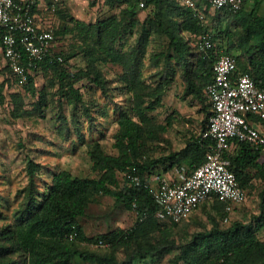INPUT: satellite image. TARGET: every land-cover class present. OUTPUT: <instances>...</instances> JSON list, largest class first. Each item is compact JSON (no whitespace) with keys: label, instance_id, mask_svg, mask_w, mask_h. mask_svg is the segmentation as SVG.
Returning a JSON list of instances; mask_svg holds the SVG:
<instances>
[{"label":"trees","instance_id":"trees-1","mask_svg":"<svg viewBox=\"0 0 264 264\" xmlns=\"http://www.w3.org/2000/svg\"><path fill=\"white\" fill-rule=\"evenodd\" d=\"M89 1L93 7L98 2ZM140 1L104 0L103 7L125 4L121 16L112 14L94 22L75 19V27L82 34L85 32L80 49H55V54L62 55L63 60L47 57L34 69L55 71L58 93L70 100L74 98L83 102L77 82L91 78L106 90V79L96 61L110 59L118 62L125 68L120 78L132 94L131 113L123 110L117 115L119 128L114 143L117 152H106L99 140L92 142L89 155L93 170L101 173L99 177L79 176L70 169L60 168L54 171L50 181L41 179L40 184L38 178L44 175L43 169L49 170V167L29 159L26 165L28 182L19 189L17 203L7 200L8 209L16 207L13 219L0 226V264H73L76 257L96 264H131L133 257L165 255L176 246L171 236L173 227L180 222L155 216L157 204L144 185L145 175L159 163L165 164L166 170L186 164L189 167L187 171H191L205 161L212 139L203 137L202 133L207 128L212 105L209 101L210 109L205 108L208 121L202 133L191 135L185 147L162 157H152L147 150L152 113L163 103L164 94L172 86L179 70L185 82L184 96L206 95L205 86L213 79L214 63L221 51L234 54L233 50H239V54H235L239 69L250 72L256 84L264 89V18L255 19L256 27L262 31L261 37H243L234 31L235 37H224L227 48L220 51L212 49L205 56L197 47L196 39L207 31L213 33L214 41L221 38L209 29V22L220 17L221 9H217L214 16L207 11L206 19H202L194 9L181 5L177 0H145L144 7H140ZM65 8V2L60 0L54 16L62 19ZM139 10H148L145 19L138 18ZM61 21L59 19V23L54 25L56 45L59 34L71 30ZM132 33L137 35L135 39L129 37ZM154 34L165 38V48L149 58L148 49ZM81 51L85 53L87 66L70 70L68 60ZM150 65L158 69L147 73ZM22 84L27 91L36 93L33 73ZM38 93L34 109L41 111L49 99L45 88ZM12 102L15 117L29 114L20 92L13 93ZM86 109L89 110L88 107ZM89 115L92 119L93 114ZM170 119L172 123L174 118ZM235 146L239 148L227 154L231 160L230 168L241 185L249 190L254 185L255 176L264 179V162L258 161L260 149L240 140H235ZM129 171L139 174L142 183L127 181L121 188H116L120 175ZM99 193L112 196L116 203L136 212L134 224L127 229L88 235L79 220ZM206 203L209 202L203 204ZM209 204H215L219 209L222 221L224 202L216 200ZM260 204V214L253 223L231 220L226 228L215 223L208 231L194 233L189 241L180 245L177 261L187 264H264V240L258 236L264 227V189ZM3 206L0 202V217L4 219ZM73 230L77 235L71 239L69 235ZM99 240L106 245L97 244ZM108 246L112 247L111 251L102 252ZM132 246H135L134 255L128 260H119L116 251Z\"/></svg>","mask_w":264,"mask_h":264},{"label":"rangeland","instance_id":"rangeland-1","mask_svg":"<svg viewBox=\"0 0 264 264\" xmlns=\"http://www.w3.org/2000/svg\"><path fill=\"white\" fill-rule=\"evenodd\" d=\"M65 7L62 19L59 18L62 20L60 23L67 24L71 30L59 34L55 48L57 51L61 49L68 51L73 47L80 49L81 37L85 36V32L82 34L79 28L75 27V19L94 22L112 14L121 16L125 4L111 8L101 5L97 9L96 6H91L89 0H66ZM147 13L148 10H139L138 18L145 19ZM136 36L133 33L129 35L134 39ZM152 38L148 49L149 58L165 48L163 36L154 34ZM221 38L218 42L228 46L226 38ZM96 62L106 79V90L94 83L91 78H85L76 84L83 99L81 102L74 98L70 100L58 93L56 73L52 70H33L37 91L34 94L27 91L6 61L0 57V202L4 205L2 208L5 212L4 219L0 217V226L13 219V209L16 205L8 209L7 200L9 203H17L19 189L28 182L26 165L29 159L32 158L49 167V170L43 169L44 175L38 178L41 184V179L50 181L54 171L60 168L70 169L79 176L99 177L101 173L93 170V162L89 155V149L95 140L101 142L106 152H117L114 146L115 134L119 128L117 115L123 110L131 113L132 94L128 92L125 82L120 78L125 71L122 64L110 59L107 61L99 59ZM67 64L70 70L75 71L86 67L85 53L83 51L77 53ZM157 69L156 66L150 65L146 72L153 73ZM43 88L47 91L49 102L40 111L34 107L39 98L38 92ZM184 91L185 82L179 70L172 86L164 94L163 103L152 113V124L147 133V150L152 157H162L170 151L182 149L187 139L191 135H200L207 124L205 108L210 109L207 96L204 93L202 97L184 96ZM15 92H20L24 96V107L30 111L29 114L22 117L13 115L12 95ZM89 113L93 114L92 119ZM170 117L174 118L172 123L169 122ZM159 172L170 173L172 168L166 170L165 164L159 163L154 173ZM126 183L128 182L120 179L116 188H121ZM262 189L264 182H257L249 187L248 198L236 209L232 215V222L255 221V217L260 214ZM135 219L136 212L116 203L112 196L99 193L88 207L86 215L79 221L88 235H97L113 229H127L134 224ZM215 223L221 228L231 224L221 221V213L215 204H202L188 220L173 227L171 237L175 239L176 246L165 255L131 258L135 246L122 247L116 251V255L119 260L131 258V264H187L176 259V255L181 252L180 245L189 241L194 233L210 230ZM258 236L264 240V227L258 232ZM111 249L112 247L108 246L102 252L107 253L106 251ZM73 264L96 263L76 257Z\"/></svg>","mask_w":264,"mask_h":264},{"label":"built area","instance_id":"built-area-1","mask_svg":"<svg viewBox=\"0 0 264 264\" xmlns=\"http://www.w3.org/2000/svg\"><path fill=\"white\" fill-rule=\"evenodd\" d=\"M45 1L0 0V55L22 83L28 81L29 74L47 57L63 60L62 55L55 54L52 22L44 18L41 21L36 10ZM59 1L45 3L46 11L54 14ZM103 1L98 0L97 9ZM177 1L193 8L200 18L205 17L196 0ZM205 1L212 8L239 11L247 0ZM144 6L145 0H141L140 7ZM214 42L210 31L196 39L197 47L205 56L215 49ZM213 70V79L205 86L212 105V114L203 132V137L212 139L205 161L191 171H181L179 180L162 178L158 183L144 182L157 204L155 216L161 220L188 219L204 202L219 199L224 202L222 222L228 224L236 207L248 198V190L230 168L227 154L235 140L250 142L256 148L264 147V132L248 118L249 114H254L264 119V89L256 84L250 72L239 69L235 54L221 51ZM123 178L134 184L142 183L140 175L133 171L124 173ZM76 235L77 231L73 230L69 237L73 239ZM97 244L106 245L103 240Z\"/></svg>","mask_w":264,"mask_h":264},{"label":"crops","instance_id":"crops-1","mask_svg":"<svg viewBox=\"0 0 264 264\" xmlns=\"http://www.w3.org/2000/svg\"><path fill=\"white\" fill-rule=\"evenodd\" d=\"M63 1L66 2V0H63ZM48 2H49V0L45 1V3H48ZM196 2H197L198 8L204 12L205 17L202 19H206L207 11H208V13H210V16H214L216 10L221 9L220 17L214 18V19H212V21L209 22V29H211L216 34V37H235V36H233L234 31H236L237 33H239L243 37H245V36L246 37H261L262 36L261 29L256 27V23H255L256 20L255 19L264 18V0H247L244 4L243 8L240 9L239 11H231L227 8H217V9L212 8V7H210V5H208V3H206L205 0H196ZM45 3H40V5H38V7L36 8L37 12L40 13L41 21L44 18L45 20L47 19L46 21L52 22L53 26L57 25L59 23V19L56 16H54V14H50L49 11H46V9H45L46 4ZM181 5H183V4H181ZM48 15H51V16H48ZM45 17H49V18H45ZM50 17L52 19H50ZM228 31H230L229 35L227 34ZM217 42L218 41L214 42L215 43L214 46H215L216 50L218 49V51H220V50H223L224 48H227V45L224 46L223 44L220 43V41L218 43ZM233 53L239 54V50L235 49V50H233ZM0 57H2L6 61V63L8 64L7 60L3 57V55H0ZM248 118H249V120H251L255 124L256 127H258L262 132H264V119H261L258 115H254V114H249ZM185 146H186V144L184 145V147ZM238 148H239L238 146H235V141H233V145H232L230 151H236ZM259 149H260V152H259L260 156H259L258 161L260 163H263L264 162V147L259 148ZM188 169H189V167L187 165L183 164L181 166L172 167V172H170V173L159 172V173H156L157 176H155L156 174L154 173V171L157 170V165H155L154 167H152V169L149 172L146 173L145 180L149 181L151 183H158L162 178H167V179H171V180H179L180 179V172L181 171H187ZM254 171H256V170L254 169ZM123 174L124 173H122L120 175V178L123 182H125L127 180H124ZM253 181H254V183L264 182V179L262 177L255 176L253 178ZM216 200L220 201L219 199H214L212 202L211 201H208V202L214 203ZM239 206L240 205H238L236 207V209ZM236 209H235V211H236ZM130 211H133V210H130ZM188 219H185V220H188ZM169 220H171V219H169ZM185 220L175 221V222H183ZM171 221H174V220H171Z\"/></svg>","mask_w":264,"mask_h":264}]
</instances>
